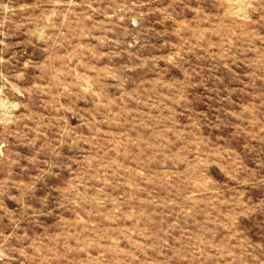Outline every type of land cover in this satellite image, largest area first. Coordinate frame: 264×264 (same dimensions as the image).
<instances>
[{
    "label": "rangeland",
    "instance_id": "1",
    "mask_svg": "<svg viewBox=\"0 0 264 264\" xmlns=\"http://www.w3.org/2000/svg\"><path fill=\"white\" fill-rule=\"evenodd\" d=\"M234 1L0 0V264H264V0Z\"/></svg>",
    "mask_w": 264,
    "mask_h": 264
},
{
    "label": "bare ground",
    "instance_id": "2",
    "mask_svg": "<svg viewBox=\"0 0 264 264\" xmlns=\"http://www.w3.org/2000/svg\"><path fill=\"white\" fill-rule=\"evenodd\" d=\"M231 1H233V0H231ZM242 1H243V0H236V1H234V2H237L238 5H240ZM244 2H245V1H243V3H244ZM243 3H242V4H243ZM232 5H233V4H232ZM238 5H237V6H238ZM237 8H238V7H237ZM238 9H240V8H238ZM239 13H240V11H239Z\"/></svg>",
    "mask_w": 264,
    "mask_h": 264
}]
</instances>
